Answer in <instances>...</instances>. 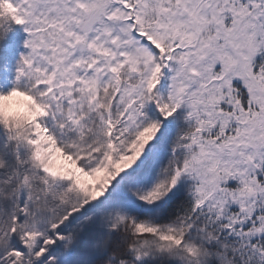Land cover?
<instances>
[{"label": "snow or ice", "instance_id": "obj_1", "mask_svg": "<svg viewBox=\"0 0 264 264\" xmlns=\"http://www.w3.org/2000/svg\"><path fill=\"white\" fill-rule=\"evenodd\" d=\"M258 56L264 0H0V264H264Z\"/></svg>", "mask_w": 264, "mask_h": 264}, {"label": "trees", "instance_id": "obj_2", "mask_svg": "<svg viewBox=\"0 0 264 264\" xmlns=\"http://www.w3.org/2000/svg\"><path fill=\"white\" fill-rule=\"evenodd\" d=\"M261 60H264V57H259V56H258V57L256 58V62H257V63H259Z\"/></svg>", "mask_w": 264, "mask_h": 264}, {"label": "rangeland", "instance_id": "obj_3", "mask_svg": "<svg viewBox=\"0 0 264 264\" xmlns=\"http://www.w3.org/2000/svg\"><path fill=\"white\" fill-rule=\"evenodd\" d=\"M22 38H23V35H22V33H21V34H19L18 39H19V40H22Z\"/></svg>", "mask_w": 264, "mask_h": 264}]
</instances>
